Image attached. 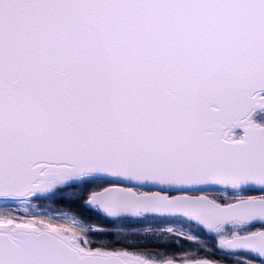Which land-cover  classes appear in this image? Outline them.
Returning <instances> with one entry per match:
<instances>
[{
  "label": "snow or ice",
  "instance_id": "1",
  "mask_svg": "<svg viewBox=\"0 0 264 264\" xmlns=\"http://www.w3.org/2000/svg\"><path fill=\"white\" fill-rule=\"evenodd\" d=\"M0 264H264V0H0Z\"/></svg>",
  "mask_w": 264,
  "mask_h": 264
},
{
  "label": "rangeland",
  "instance_id": "2",
  "mask_svg": "<svg viewBox=\"0 0 264 264\" xmlns=\"http://www.w3.org/2000/svg\"><path fill=\"white\" fill-rule=\"evenodd\" d=\"M142 224L141 225H127L128 227H135V228H140V229H143V228H156L158 227L162 221H159V220H150V221H144V222H141ZM128 238L129 239H135L137 240L139 243L141 244H146L148 247H156L157 244H172V245H178L180 246V244H178L175 240H170V241H165L164 237H150L149 234L147 233H144V232H139V233H135V234H132V233H129L128 235ZM168 246V245H167Z\"/></svg>",
  "mask_w": 264,
  "mask_h": 264
},
{
  "label": "trees",
  "instance_id": "3",
  "mask_svg": "<svg viewBox=\"0 0 264 264\" xmlns=\"http://www.w3.org/2000/svg\"><path fill=\"white\" fill-rule=\"evenodd\" d=\"M57 207H63V206H57ZM168 245V248H169V250H171V249H173V248H178V247H180V246H178V245H172V244H167Z\"/></svg>",
  "mask_w": 264,
  "mask_h": 264
}]
</instances>
